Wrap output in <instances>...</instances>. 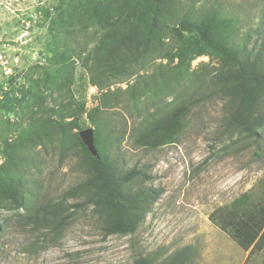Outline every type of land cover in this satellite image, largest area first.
I'll return each instance as SVG.
<instances>
[{"label": "rangeland", "instance_id": "1", "mask_svg": "<svg viewBox=\"0 0 264 264\" xmlns=\"http://www.w3.org/2000/svg\"><path fill=\"white\" fill-rule=\"evenodd\" d=\"M167 2L154 27L157 0H0V264H264V229L245 251L214 222L244 194L264 198V128L258 140L225 132L227 100L207 89L236 68L169 24L204 22L218 43L257 51L264 0ZM190 102L171 142L143 146L149 123L160 128ZM88 129L162 195L134 234L111 236L83 198H69L57 244L30 246L37 237L14 218L25 209L2 199L21 189L30 208L64 201L84 181Z\"/></svg>", "mask_w": 264, "mask_h": 264}, {"label": "trees", "instance_id": "2", "mask_svg": "<svg viewBox=\"0 0 264 264\" xmlns=\"http://www.w3.org/2000/svg\"><path fill=\"white\" fill-rule=\"evenodd\" d=\"M168 6L167 0H157L152 22L154 27L159 25L158 22L163 18V14L167 13ZM169 24L174 25V29L179 26L176 32L184 30L195 35L202 45L221 54L226 61L234 65L236 70L232 76L223 78L218 75L219 87L207 84L210 85L207 90L210 94L216 93L227 100L225 132L260 139L258 133L264 128V42L256 51L248 49L247 45L239 47L233 42L218 43L204 22L194 23L182 19L178 24L175 20ZM132 55L133 51L128 54L127 50L124 56L127 58ZM193 92H197V89ZM189 105L192 106V102L182 103L160 128L157 124L149 123L141 137L143 146L156 147L171 142L178 134L181 121L190 110ZM93 145L96 154L81 142L82 148L79 151L84 163V181L68 189L64 194V201L50 202L36 209L30 208L26 192L21 189L4 195L2 204H13L17 210L25 209L24 215L17 214L14 218L19 227L27 230L31 237H37L30 246L57 244L58 238L70 224L72 213L65 202L69 198H83L84 201L78 206L92 207L101 223L103 234L111 236L134 234L150 211V205H154L162 195L161 189L145 185L152 177L144 171L119 167L117 161L107 153L105 144L99 139L97 132ZM137 181L142 182L134 187L133 184ZM250 194L241 196L235 204L236 209L221 208L217 216L219 220L214 219V222H218L220 228L227 231L245 251L255 243L264 229V198L254 202ZM8 222L7 218L3 223L0 222V238L7 229ZM133 264L148 262L138 256Z\"/></svg>", "mask_w": 264, "mask_h": 264}, {"label": "water", "instance_id": "3", "mask_svg": "<svg viewBox=\"0 0 264 264\" xmlns=\"http://www.w3.org/2000/svg\"><path fill=\"white\" fill-rule=\"evenodd\" d=\"M93 130L92 129H88V130H84L81 131V138L84 140L85 145L88 146L89 150L93 153L96 154L95 150H94V145H93Z\"/></svg>", "mask_w": 264, "mask_h": 264}, {"label": "crops", "instance_id": "4", "mask_svg": "<svg viewBox=\"0 0 264 264\" xmlns=\"http://www.w3.org/2000/svg\"><path fill=\"white\" fill-rule=\"evenodd\" d=\"M256 246V245H255Z\"/></svg>", "mask_w": 264, "mask_h": 264}]
</instances>
